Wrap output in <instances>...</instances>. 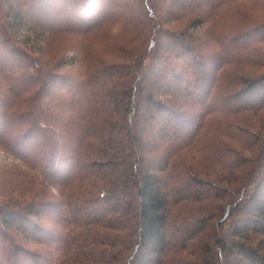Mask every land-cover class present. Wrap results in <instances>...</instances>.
Wrapping results in <instances>:
<instances>
[{"label": "trees", "instance_id": "obj_1", "mask_svg": "<svg viewBox=\"0 0 264 264\" xmlns=\"http://www.w3.org/2000/svg\"><path fill=\"white\" fill-rule=\"evenodd\" d=\"M0 149V264H264V0H0Z\"/></svg>", "mask_w": 264, "mask_h": 264}, {"label": "rangeland", "instance_id": "obj_2", "mask_svg": "<svg viewBox=\"0 0 264 264\" xmlns=\"http://www.w3.org/2000/svg\"><path fill=\"white\" fill-rule=\"evenodd\" d=\"M213 138L214 136H199L198 140L194 142V150H200L202 156L206 154V152L209 150L215 151L216 148H213L211 145H213ZM212 140V143L209 144ZM209 144V146H207ZM11 159L10 156L6 155L1 149H0V162L1 164H4L6 162H9ZM18 164V161L15 162Z\"/></svg>", "mask_w": 264, "mask_h": 264}]
</instances>
